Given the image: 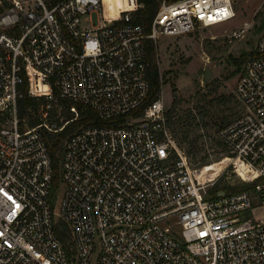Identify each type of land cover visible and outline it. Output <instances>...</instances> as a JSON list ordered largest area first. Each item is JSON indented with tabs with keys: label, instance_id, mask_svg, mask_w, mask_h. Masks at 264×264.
<instances>
[{
	"label": "built area",
	"instance_id": "obj_1",
	"mask_svg": "<svg viewBox=\"0 0 264 264\" xmlns=\"http://www.w3.org/2000/svg\"><path fill=\"white\" fill-rule=\"evenodd\" d=\"M8 2L0 16V264H264V221L253 216L264 207V34L235 87L244 112L218 132L229 159L218 176L198 177L167 126L163 93L133 115L150 95L147 41L226 23L235 0H160L150 32L135 21L138 0L117 17L107 16L108 0ZM26 86L43 99L28 110L40 120L34 127L19 115ZM57 99L74 119L64 122ZM78 106L106 125L67 138L52 202L45 133L63 131ZM238 162L251 172L239 176L250 189L213 198L218 178L231 167L237 174Z\"/></svg>",
	"mask_w": 264,
	"mask_h": 264
},
{
	"label": "rangeland",
	"instance_id": "obj_2",
	"mask_svg": "<svg viewBox=\"0 0 264 264\" xmlns=\"http://www.w3.org/2000/svg\"><path fill=\"white\" fill-rule=\"evenodd\" d=\"M3 2L0 1V16L8 9ZM234 12L235 17L226 23L200 29L193 35L158 40L157 56L151 63L164 88L161 94L166 98L167 126L196 170L222 161L224 148L218 132L244 112L235 87L264 34L263 0H235ZM90 18L91 25H97L98 16L93 13ZM88 20L89 17L83 19L84 27H90ZM245 23L250 30L234 37L233 33L241 31ZM208 70L212 71L210 80L205 78ZM67 108L59 100L55 105L63 119ZM240 177L231 167L218 178L215 187L242 186ZM255 218L264 221V207L256 210Z\"/></svg>",
	"mask_w": 264,
	"mask_h": 264
},
{
	"label": "trees",
	"instance_id": "obj_3",
	"mask_svg": "<svg viewBox=\"0 0 264 264\" xmlns=\"http://www.w3.org/2000/svg\"><path fill=\"white\" fill-rule=\"evenodd\" d=\"M2 1V0H0ZM4 8H9L8 3L6 0H3ZM48 4L51 6L56 5L61 0H46ZM110 5L108 11H106V14L108 17H117L118 16V8L123 9L124 11H129L135 8V0H108ZM139 3L144 5V8L141 9L137 16L135 17L136 23L143 24L146 26L147 31L150 32L152 21L159 9L160 0H138ZM146 53H147V62L149 64L147 69V78L150 84V95L145 103V105L140 108L136 113H134V117L140 118L144 115V112L146 108L156 101L162 91L163 85H161L159 72L155 66H151V63L154 61V59L157 56V46L154 41L149 40L146 44ZM256 54H254V57ZM24 97L19 103V115L21 118H27L29 116V125L30 127H34L40 123V120L36 117H30V114L28 110H31L32 112H37L39 110V105L43 101V99L40 100V102L36 101L35 99L29 97L27 93V86L24 88ZM56 98H59V95L57 92H55ZM60 101L63 105H68L67 111L65 112L66 119L65 121L72 120L76 117L74 113L70 111V105L67 101H64L63 99H57V101ZM78 118L72 122H70L63 131L56 133V134H49L45 133V139L48 143L49 150L52 156L53 160V167L55 171V179H54V193L52 194V202H55L56 200V194L55 191L59 187V171H60V157L61 152L63 149V145L67 138L80 130L83 127H101L106 125L105 122L101 121L97 115V113L90 109L85 108L82 106H78ZM121 122V121H119ZM250 189V185L243 184L239 187H226L219 189L215 187L211 191V196L213 198H218L219 190H222L226 192L229 195L238 194L243 191H247ZM55 232L57 236L65 242L67 236H68V227L63 222L62 219H58L56 225H55Z\"/></svg>",
	"mask_w": 264,
	"mask_h": 264
},
{
	"label": "bare ground",
	"instance_id": "obj_4",
	"mask_svg": "<svg viewBox=\"0 0 264 264\" xmlns=\"http://www.w3.org/2000/svg\"><path fill=\"white\" fill-rule=\"evenodd\" d=\"M41 90L43 93L46 92V87L41 85ZM229 163L228 158L222 159L221 162L211 165L209 168H205L204 170L201 169L197 172L198 177H206V179H213L214 177L218 176L220 174V168L223 164ZM236 173L238 176H246V173H251L248 170V167L244 166L242 163L238 162L236 163Z\"/></svg>",
	"mask_w": 264,
	"mask_h": 264
},
{
	"label": "water",
	"instance_id": "obj_5",
	"mask_svg": "<svg viewBox=\"0 0 264 264\" xmlns=\"http://www.w3.org/2000/svg\"><path fill=\"white\" fill-rule=\"evenodd\" d=\"M211 77H212V71H211V70H208V71L206 72V76H205V78H206V80H210ZM225 195H226L225 192H220V193H218V197H223V196H225Z\"/></svg>",
	"mask_w": 264,
	"mask_h": 264
},
{
	"label": "crops",
	"instance_id": "obj_6",
	"mask_svg": "<svg viewBox=\"0 0 264 264\" xmlns=\"http://www.w3.org/2000/svg\"><path fill=\"white\" fill-rule=\"evenodd\" d=\"M164 89V88H163ZM162 89V90H163ZM163 93H164V90L162 91ZM164 95V94H163ZM164 99H166V98H164ZM257 210V209H256ZM256 210L254 211V214H253V216H255V213H256Z\"/></svg>",
	"mask_w": 264,
	"mask_h": 264
}]
</instances>
